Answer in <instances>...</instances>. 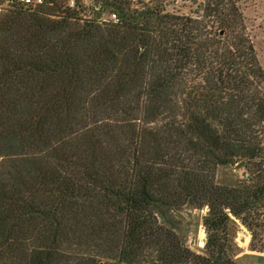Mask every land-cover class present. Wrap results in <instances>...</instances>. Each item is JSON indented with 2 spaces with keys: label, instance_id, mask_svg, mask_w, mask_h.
Returning <instances> with one entry per match:
<instances>
[{
  "label": "trees",
  "instance_id": "1",
  "mask_svg": "<svg viewBox=\"0 0 264 264\" xmlns=\"http://www.w3.org/2000/svg\"><path fill=\"white\" fill-rule=\"evenodd\" d=\"M243 0H152L118 22L0 16V264H234L264 253V66ZM245 161L250 180L217 182ZM208 209L201 253L175 213Z\"/></svg>",
  "mask_w": 264,
  "mask_h": 264
},
{
  "label": "rangeland",
  "instance_id": "2",
  "mask_svg": "<svg viewBox=\"0 0 264 264\" xmlns=\"http://www.w3.org/2000/svg\"><path fill=\"white\" fill-rule=\"evenodd\" d=\"M242 6L244 15L248 20V37L252 40V42H254L260 61L264 66V0H243ZM143 7L140 8L142 9ZM247 171L248 170L246 168H243L239 171H234L232 167H222L217 173V182L223 186H236L240 183L248 182L250 180V176L249 180L245 179L246 174H248ZM200 211L201 222L195 243H192L188 236L176 228L174 217L175 230L185 238L188 247L198 253H201V250L205 248L207 242V232L203 225V217L208 214V209ZM249 238L252 240L251 231L238 222L235 243L239 249L236 250L237 256L234 258V264H249L248 255L264 256V253L252 252L250 250V244L247 245V240ZM202 241L204 245H201Z\"/></svg>",
  "mask_w": 264,
  "mask_h": 264
},
{
  "label": "built area",
  "instance_id": "3",
  "mask_svg": "<svg viewBox=\"0 0 264 264\" xmlns=\"http://www.w3.org/2000/svg\"><path fill=\"white\" fill-rule=\"evenodd\" d=\"M124 6L138 9L152 0H119ZM115 0H0V16L12 11L22 10L37 13L45 6L59 5L63 10L79 11L85 20L98 24L118 22L119 13L114 6ZM246 180L249 175L246 174Z\"/></svg>",
  "mask_w": 264,
  "mask_h": 264
},
{
  "label": "water",
  "instance_id": "4",
  "mask_svg": "<svg viewBox=\"0 0 264 264\" xmlns=\"http://www.w3.org/2000/svg\"><path fill=\"white\" fill-rule=\"evenodd\" d=\"M246 162L241 161L233 164L231 167L234 171H239L245 168ZM201 222V211L194 207L182 209L175 213L176 228L188 236L192 243H195L198 236V231ZM249 264H264V256L249 255Z\"/></svg>",
  "mask_w": 264,
  "mask_h": 264
},
{
  "label": "crops",
  "instance_id": "5",
  "mask_svg": "<svg viewBox=\"0 0 264 264\" xmlns=\"http://www.w3.org/2000/svg\"><path fill=\"white\" fill-rule=\"evenodd\" d=\"M250 241H251V238H249V239L247 240V245L250 244ZM248 257H249V255H248ZM239 258H240V257H239Z\"/></svg>",
  "mask_w": 264,
  "mask_h": 264
},
{
  "label": "bare ground",
  "instance_id": "6",
  "mask_svg": "<svg viewBox=\"0 0 264 264\" xmlns=\"http://www.w3.org/2000/svg\"><path fill=\"white\" fill-rule=\"evenodd\" d=\"M203 241H204V240H203ZM203 241L201 242V245H204V244H203Z\"/></svg>",
  "mask_w": 264,
  "mask_h": 264
}]
</instances>
